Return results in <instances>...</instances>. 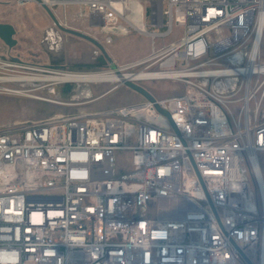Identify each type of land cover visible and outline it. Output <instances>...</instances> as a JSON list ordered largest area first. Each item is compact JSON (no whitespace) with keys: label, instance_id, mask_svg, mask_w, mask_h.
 <instances>
[{"label":"built area","instance_id":"2783aa9c","mask_svg":"<svg viewBox=\"0 0 264 264\" xmlns=\"http://www.w3.org/2000/svg\"><path fill=\"white\" fill-rule=\"evenodd\" d=\"M70 5L103 46L107 25L138 31L129 0ZM162 15L165 35L127 65L171 73L131 82L180 94L0 128V264H264V0H168ZM62 34L53 23L51 50Z\"/></svg>","mask_w":264,"mask_h":264},{"label":"rangeland","instance_id":"374dc122","mask_svg":"<svg viewBox=\"0 0 264 264\" xmlns=\"http://www.w3.org/2000/svg\"><path fill=\"white\" fill-rule=\"evenodd\" d=\"M146 15L159 14L153 22L160 20L156 26H149L148 30L155 33L165 32L167 18L162 15V7L167 6L168 0H143ZM57 14L62 17L68 16V28L84 32L99 42L104 43L107 33L94 28L87 17H79L81 11L86 12L79 6L70 5L65 9L61 6L55 8ZM66 11V12H65ZM162 15V16H161ZM155 20V21H154ZM0 23L12 24L17 33L15 38L18 43L12 49L0 39V77L11 75L44 76L52 72H96L101 70H116L117 73H134L142 67L130 68L121 71L130 63H136L145 59L152 53L153 40L138 31L131 30L127 34H112L111 44H106L109 56L113 59L116 69H113L103 54L94 55L96 48L90 42L65 34L56 50L50 49V41L45 40L47 31L53 26V20L46 10L37 2L31 1L19 5L17 0H0ZM181 30L175 29L172 36L155 39L156 49L166 47L178 40ZM54 39V38H53ZM56 39V37H55ZM264 57V49H263ZM4 64L11 63L14 66L1 68ZM144 87L157 98L178 95L183 91L181 84L172 81L144 82ZM116 84H51L35 83L25 85L22 83H0V87L14 90L27 91L34 98L20 95L0 93V128L14 123H24L47 119L55 115L76 113L79 111L96 112L125 105H131L143 100L141 94L127 87L125 83L113 89ZM87 92L86 96L82 93ZM103 95V96H102ZM102 96L101 98H99ZM99 98V99H98ZM254 186V182H253Z\"/></svg>","mask_w":264,"mask_h":264},{"label":"bare ground","instance_id":"6f19581e","mask_svg":"<svg viewBox=\"0 0 264 264\" xmlns=\"http://www.w3.org/2000/svg\"><path fill=\"white\" fill-rule=\"evenodd\" d=\"M45 2L50 3H56L60 4L63 9L66 8L68 0H44ZM152 2H156L157 0H151ZM29 3V2H28ZM27 4V3H26ZM129 9L134 13V15H128V18L134 25V27L143 35L145 36H164L165 32L160 33H153L148 30L147 22L142 19L141 12L142 10L145 11L144 4L141 0H129ZM155 17H159V14L154 13ZM162 16V15H161ZM156 23H159L160 20L155 21ZM69 25V24H68ZM107 31H111L114 33H120L125 32V26L124 25H115V26H106ZM55 35V34H53ZM152 60V59H151ZM14 66L11 63L4 64L1 66V68L8 67V66ZM130 69L129 65H125L123 68H121V71H127ZM116 70H101L96 72H52L49 73V75L44 76H32V75H11V76H4L0 77V83H22L25 85H33L35 83H51V84H66V83H72V84H103V83H110V84H116V86L113 89H117L118 86L125 81H133L135 79H143L146 77L151 76H165V75H171V73H150L148 74L145 71H138L136 73H117ZM0 93L1 94H13V95H20L23 97H29L34 98L33 95L29 94L27 91H20V90H14L10 88L0 87ZM87 92L82 93V96H86ZM103 96V95H102ZM100 96L99 98H101ZM98 98V99H99ZM35 99V98H34ZM260 181H262L260 177ZM263 183V181H262ZM263 185V193H264V184ZM264 198V196H263Z\"/></svg>","mask_w":264,"mask_h":264},{"label":"water","instance_id":"95a60500","mask_svg":"<svg viewBox=\"0 0 264 264\" xmlns=\"http://www.w3.org/2000/svg\"><path fill=\"white\" fill-rule=\"evenodd\" d=\"M45 10L46 12L49 14V16L51 17V19L53 20V22L59 27V29L64 32L65 34L71 35V36H75L81 39H84L88 42H90L91 44H93L95 47L99 48L100 51L102 52L103 56L106 58V60L108 61V63L110 64V66L113 69H116L115 64L113 63V59L109 56L106 48L95 38L91 37L90 35L81 32L77 29H73V28H66L63 27L61 25H59L54 13L52 12V10L42 1V0H36ZM16 29L12 24H7V23H0V39L8 46L9 49H12L14 46L17 45L18 41L15 38L16 36ZM125 85L133 90H135L136 92H138L139 94H141L143 97H146L147 99L154 101V97L151 95V93L149 91H147L145 88L141 87L138 84H135L131 81H125L124 82ZM162 113H164L165 115L169 116L167 112L160 110Z\"/></svg>","mask_w":264,"mask_h":264},{"label":"crops","instance_id":"0c3cea01","mask_svg":"<svg viewBox=\"0 0 264 264\" xmlns=\"http://www.w3.org/2000/svg\"><path fill=\"white\" fill-rule=\"evenodd\" d=\"M109 26V25H108ZM112 26V25H111ZM95 28V27H94Z\"/></svg>","mask_w":264,"mask_h":264}]
</instances>
